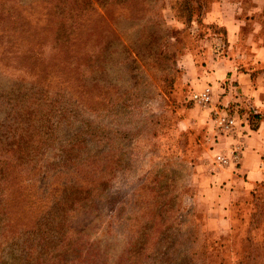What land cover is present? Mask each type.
<instances>
[{
  "label": "rangeland",
  "instance_id": "rangeland-1",
  "mask_svg": "<svg viewBox=\"0 0 264 264\" xmlns=\"http://www.w3.org/2000/svg\"><path fill=\"white\" fill-rule=\"evenodd\" d=\"M102 1L0 0V142L13 133L43 146L33 156L41 174L20 177L27 186L2 202L11 231L0 264L54 259V242L74 247L65 264H264V180L246 185L217 164L218 108L190 98L212 87L199 73L198 10L186 23L174 0ZM69 17L88 30H67ZM60 30L70 32L66 60L81 57V68L49 50ZM88 159L108 179L97 198L73 203L70 185L87 184L75 166ZM27 221L30 232L16 231Z\"/></svg>",
  "mask_w": 264,
  "mask_h": 264
},
{
  "label": "crops",
  "instance_id": "crops-1",
  "mask_svg": "<svg viewBox=\"0 0 264 264\" xmlns=\"http://www.w3.org/2000/svg\"><path fill=\"white\" fill-rule=\"evenodd\" d=\"M263 14L264 0H214L204 19L222 32L200 39L198 56L205 62L199 73L214 89L211 104L236 119L234 129L220 134L217 144L225 154L240 147L238 163L230 166L249 186L264 179ZM248 21L252 24L246 31Z\"/></svg>",
  "mask_w": 264,
  "mask_h": 264
},
{
  "label": "trees",
  "instance_id": "trees-1",
  "mask_svg": "<svg viewBox=\"0 0 264 264\" xmlns=\"http://www.w3.org/2000/svg\"><path fill=\"white\" fill-rule=\"evenodd\" d=\"M114 1L116 0H103L101 3L103 5H107V4H111L114 3ZM208 0H174L173 3L171 2V8H177L176 12L178 13L179 17H183L185 18V22L188 23L191 21V17L193 16L194 13V9L198 10V15H197V25H201L203 27V30L200 29V31H202V33L198 34L197 39H202L204 37V34L206 33V31H210V32H217V33H221L222 29L221 28H217L215 27L213 24H207L206 22H203V18H201V16L203 17V15L205 14V11L207 9V7H205V4ZM201 18V20H200ZM72 18L69 17L67 22H64L63 19H61L63 22H61L63 27H68V29H72L74 28H78L79 26L81 30H88L89 25L88 24H84V23H77L76 19L71 20ZM203 20V21H202ZM1 21L2 19H0V27H1ZM202 22L204 23L202 25ZM106 26H104L105 28ZM93 29V28H92ZM89 30V34H94L95 31ZM66 30V31H67ZM106 31H108L109 35L112 34V31L110 30V28L105 29ZM66 31H57V34L55 35V39L54 41L49 44V50H55L58 51V53H61V58L59 61L63 63H67L69 62L68 60H66V57L64 55L65 49L63 50V48H65L64 46H66L65 44L68 43L69 41L67 40V37L69 36L68 34L70 33H66ZM198 32V33H199ZM88 32H86L87 34ZM72 34V33H71ZM102 34V33H101ZM207 35V34H206ZM7 37H9V34L6 35ZM103 37V36H102ZM101 37V38H102ZM106 38V36H104V39ZM8 42H10L11 40H7ZM108 41V39L106 38L104 40V43H106ZM62 46V47H60ZM64 55V57H63ZM88 56V55H87ZM85 56H82V58H84ZM89 57V56H88ZM74 58V60H72ZM58 59V58H57ZM81 57H71V62L69 63H76V67L81 68V61H80ZM27 115V116H33L32 112L28 111V110H21V115ZM257 118V115H256ZM91 128L87 127V128H82L81 132H87L90 131ZM13 132V130H12ZM81 132L78 133V135L75 138V142L74 144H79L82 143V140H86V138H82L81 136ZM21 136V134H19ZM35 145V146H34ZM43 148V146L41 144H34V143H29L28 140H24L22 137L21 139H17L15 138V134L12 133V139L8 140L7 142H0V214L2 216V231L0 232V235H3L2 237H5L9 234V231H11L10 226H11V217H10V213H11V209L8 208L5 204H3L2 202H6L7 201V197H9L10 195V199L14 198L15 196H13V193L17 191L18 188H20L21 186H27L29 185L31 182H34V178L36 176H39L41 174V169L39 168V171H36V164H37V160L34 159L33 156H42L41 153V149ZM111 163H113V161H111ZM112 165V164H111ZM86 166L82 168L81 165H76L75 166V170L73 172V175L76 176V178H78L79 181H83L85 180L87 182L86 185H70V190L73 192H80V194H74L75 196V200H73V203H80L81 199H89L90 195H96L94 198L98 197V188L102 185H104V183L106 182V180L108 178L107 175L103 176V179L100 175H98L96 173V169L98 168V163L96 161V159H88L86 162ZM89 169H92L95 175H91ZM43 171V169H42ZM20 177L25 178V180H27V185H22L21 184V179ZM264 180V179H263ZM261 180V181H263ZM82 192V193H81ZM84 197V198H83ZM101 200V198L99 199V201ZM23 202H28V200L22 199ZM98 201V204H99ZM96 202V200H95ZM95 206V205H94ZM18 219H20V216L17 217ZM34 228V224L30 225L29 221L27 222H20L18 223V227L16 229V231H23V232H30L32 229ZM59 242V241H57ZM49 243L52 242H46L44 241L42 238H40V247L43 248V252L42 253H47L48 249H49ZM130 246H132L131 244V240H129ZM69 243H65V246H63L62 244H57V243H53V247H57L59 249V252L54 254V259L49 258L48 260L45 258H41L40 260V264H47V263H52V264H65L63 259L66 258L70 253L74 252V247L69 245ZM50 260V261H49ZM87 264H93L92 260H87L86 261Z\"/></svg>",
  "mask_w": 264,
  "mask_h": 264
},
{
  "label": "built area",
  "instance_id": "built-area-1",
  "mask_svg": "<svg viewBox=\"0 0 264 264\" xmlns=\"http://www.w3.org/2000/svg\"><path fill=\"white\" fill-rule=\"evenodd\" d=\"M213 90L210 85H206L203 88L192 92L191 100L199 105L209 106L212 103ZM214 123L219 133L229 132L236 126V119L226 111H220L216 109V116ZM240 147L234 146L228 154L217 153L215 155V161L221 166H227L229 164H237L240 158Z\"/></svg>",
  "mask_w": 264,
  "mask_h": 264
}]
</instances>
